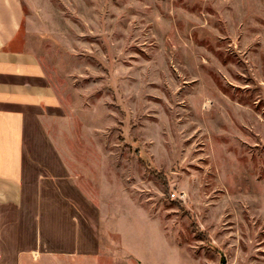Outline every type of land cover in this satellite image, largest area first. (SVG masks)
Returning a JSON list of instances; mask_svg holds the SVG:
<instances>
[{"label": "rangeland", "instance_id": "rangeland-1", "mask_svg": "<svg viewBox=\"0 0 264 264\" xmlns=\"http://www.w3.org/2000/svg\"><path fill=\"white\" fill-rule=\"evenodd\" d=\"M21 2L104 193L97 248L43 264H264V0Z\"/></svg>", "mask_w": 264, "mask_h": 264}, {"label": "crops", "instance_id": "crops-1", "mask_svg": "<svg viewBox=\"0 0 264 264\" xmlns=\"http://www.w3.org/2000/svg\"><path fill=\"white\" fill-rule=\"evenodd\" d=\"M23 16L21 0H0V264L88 256L96 224L85 211L103 208L88 160L70 163L59 143L63 104L20 33Z\"/></svg>", "mask_w": 264, "mask_h": 264}, {"label": "water", "instance_id": "water-1", "mask_svg": "<svg viewBox=\"0 0 264 264\" xmlns=\"http://www.w3.org/2000/svg\"><path fill=\"white\" fill-rule=\"evenodd\" d=\"M224 263V260H222V264Z\"/></svg>", "mask_w": 264, "mask_h": 264}]
</instances>
